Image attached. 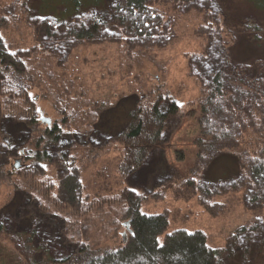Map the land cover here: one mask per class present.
<instances>
[{"label": "rangeland", "instance_id": "374dc122", "mask_svg": "<svg viewBox=\"0 0 264 264\" xmlns=\"http://www.w3.org/2000/svg\"><path fill=\"white\" fill-rule=\"evenodd\" d=\"M113 1L0 0V37L24 65L20 73L0 60V259L18 253L15 232L32 235L38 259L118 249L130 237L132 197L143 212L167 217L161 244L176 230H199L223 250L217 264H264V198L249 171L264 149V35L247 36L263 14L244 0H153L162 23L139 36L113 22ZM97 14L95 37L73 36ZM218 68L224 115L213 122L231 120L236 131L213 144L203 84ZM157 100L179 109L166 137L124 174L117 135L135 106ZM32 116L30 127L18 120ZM54 126L58 141L38 147ZM69 172L81 184L75 202L61 188Z\"/></svg>", "mask_w": 264, "mask_h": 264}, {"label": "trees", "instance_id": "16d2710c", "mask_svg": "<svg viewBox=\"0 0 264 264\" xmlns=\"http://www.w3.org/2000/svg\"><path fill=\"white\" fill-rule=\"evenodd\" d=\"M153 0H114L111 13L113 22L128 31L139 36H150L153 31L162 23V15L152 6ZM190 1V0H182ZM251 5V8L259 11L264 16V0H244ZM108 0H106V4ZM101 12V11H99ZM97 12V13H99ZM76 12H74L75 14ZM73 16V15H72ZM71 16V17H72ZM99 15H94V23L88 28H81L73 31L72 34L78 39H92L100 30ZM259 25V26H258ZM264 25L261 19L251 26L249 38L257 40L260 33L264 35ZM3 39L0 37V60H8L10 67L16 72L19 68H24L23 63L16 56L11 55ZM206 55V54H205ZM207 58V57H206ZM205 60H209L208 58ZM225 71L218 68L208 75L203 85L209 84L208 94H204L202 101V111L205 115L203 126L208 135H213L212 143L216 144L219 140L231 137L236 131V123L228 120L227 126L213 122V114L218 118L224 115L223 101L225 89ZM203 78V77H202ZM204 81V80H203ZM241 84L244 80H238ZM247 83V82H246ZM22 84H19V86ZM244 85V84H243ZM243 90L244 86L240 85ZM245 89V88H244ZM238 90V91H242ZM179 109L177 101L171 100L166 111L162 110L159 100L151 105H137L132 110L129 121L122 127L117 138L124 145L125 156L120 164V170L124 174L136 171L143 163L151 149L159 144L166 137V126L169 117L174 115ZM211 114V116H209ZM30 117H20L18 120L30 127L37 124V120L31 121ZM29 119V120H28ZM44 138L39 139L37 146L44 140V145L57 142L60 133L56 126L51 129L48 127ZM1 134V132H0ZM46 137V138H45ZM3 139H5L3 137ZM9 140V139H8ZM9 143V142H8ZM9 146V145H8ZM263 157L255 158L250 166V176L254 183L263 192L264 198V149ZM34 154V159H44L46 156ZM61 188L68 195L69 200L75 202L79 197L81 189L80 180L76 173L69 172L64 176ZM129 206L124 211L125 216L130 221L128 240L118 249L103 251L94 254L88 246L82 248L77 253L62 259H56L50 255L38 259L36 248L33 245L32 235L25 233H11L10 239L18 252L9 258L0 259V264H19V256L25 259L24 264H217L222 249L213 248L208 245L207 237L202 231L176 230L166 236L163 244L159 242V235L168 225L167 217L164 214H148L140 209V198H128ZM0 224V231L2 230ZM243 227L237 231H246ZM30 232L35 234L33 228ZM236 236V235H235ZM0 256L2 249L0 248Z\"/></svg>", "mask_w": 264, "mask_h": 264}, {"label": "water", "instance_id": "95a60500", "mask_svg": "<svg viewBox=\"0 0 264 264\" xmlns=\"http://www.w3.org/2000/svg\"><path fill=\"white\" fill-rule=\"evenodd\" d=\"M40 121L47 126L52 124V120L50 118L45 117L44 115H41ZM15 167H18V162L15 163Z\"/></svg>", "mask_w": 264, "mask_h": 264}, {"label": "snow or ice", "instance_id": "6c2138e0", "mask_svg": "<svg viewBox=\"0 0 264 264\" xmlns=\"http://www.w3.org/2000/svg\"><path fill=\"white\" fill-rule=\"evenodd\" d=\"M45 39H47V38L45 37ZM11 55L15 56L16 54L15 53H11ZM4 147H7V145H4ZM133 191H135V189H133Z\"/></svg>", "mask_w": 264, "mask_h": 264}, {"label": "flooded vegetation", "instance_id": "af4514ba", "mask_svg": "<svg viewBox=\"0 0 264 264\" xmlns=\"http://www.w3.org/2000/svg\"><path fill=\"white\" fill-rule=\"evenodd\" d=\"M52 123H53V121H52Z\"/></svg>", "mask_w": 264, "mask_h": 264}]
</instances>
